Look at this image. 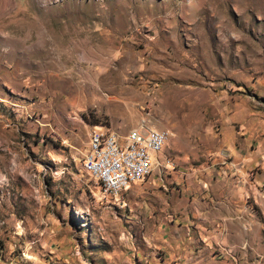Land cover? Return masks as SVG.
<instances>
[{
    "label": "rangeland",
    "instance_id": "obj_1",
    "mask_svg": "<svg viewBox=\"0 0 264 264\" xmlns=\"http://www.w3.org/2000/svg\"><path fill=\"white\" fill-rule=\"evenodd\" d=\"M143 122L161 167L105 195L90 132ZM193 200L206 263L264 264V0H0V264H174Z\"/></svg>",
    "mask_w": 264,
    "mask_h": 264
},
{
    "label": "built area",
    "instance_id": "obj_2",
    "mask_svg": "<svg viewBox=\"0 0 264 264\" xmlns=\"http://www.w3.org/2000/svg\"><path fill=\"white\" fill-rule=\"evenodd\" d=\"M169 134L144 122L121 138L115 133L93 129L89 134L83 168L89 169L97 181H107L101 188L105 195L114 197L119 189H128L142 182L161 167L159 155ZM113 139V148L105 149V140Z\"/></svg>",
    "mask_w": 264,
    "mask_h": 264
},
{
    "label": "crops",
    "instance_id": "obj_3",
    "mask_svg": "<svg viewBox=\"0 0 264 264\" xmlns=\"http://www.w3.org/2000/svg\"><path fill=\"white\" fill-rule=\"evenodd\" d=\"M163 151H164V148L162 152L160 153L159 158L163 157L162 155ZM129 189L130 188H128L124 192L128 191ZM177 207L178 206L176 207L174 206V208H177ZM189 208H190L189 210H186L184 212L183 214L184 216H182L183 223L186 229L183 227L184 229L181 231L182 233L179 234L178 236L179 242H177V240L173 239L171 236H166L165 239L168 238L169 240H171V242L170 244L169 242H166L165 245H171L173 243L176 245L177 243H179V245H176V246L179 247L180 261L174 264H215L216 262L210 259H208L209 263H206L207 258L205 257V255L208 254L209 250L207 247L201 248V246H199L200 237L205 238V235H204L205 232L202 231V228L199 224V220L202 218L200 217V211L198 210L197 202L193 200L190 203ZM177 209L180 210V208H177ZM229 219L230 218L224 216L222 217V220L219 222V226H221L222 228V234L224 237L229 233L230 228H231L230 226L231 221ZM224 251H227V248H224Z\"/></svg>",
    "mask_w": 264,
    "mask_h": 264
},
{
    "label": "bare ground",
    "instance_id": "obj_4",
    "mask_svg": "<svg viewBox=\"0 0 264 264\" xmlns=\"http://www.w3.org/2000/svg\"><path fill=\"white\" fill-rule=\"evenodd\" d=\"M112 148H113V139H106L105 140V149H112ZM87 170L90 173V170L89 169H87ZM98 182H100L104 186V188H107V181H98ZM123 190H125V189L117 190L116 192H114V196H115V194H120Z\"/></svg>",
    "mask_w": 264,
    "mask_h": 264
}]
</instances>
